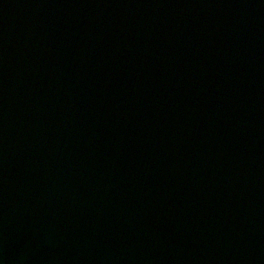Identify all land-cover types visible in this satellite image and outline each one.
I'll use <instances>...</instances> for the list:
<instances>
[{"label":"water","instance_id":"water-1","mask_svg":"<svg viewBox=\"0 0 264 264\" xmlns=\"http://www.w3.org/2000/svg\"><path fill=\"white\" fill-rule=\"evenodd\" d=\"M0 264H264V0H0Z\"/></svg>","mask_w":264,"mask_h":264}]
</instances>
